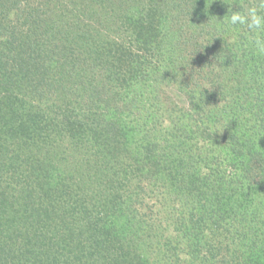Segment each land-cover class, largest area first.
<instances>
[{
  "label": "trees",
  "instance_id": "16d2710c",
  "mask_svg": "<svg viewBox=\"0 0 264 264\" xmlns=\"http://www.w3.org/2000/svg\"><path fill=\"white\" fill-rule=\"evenodd\" d=\"M253 2L0 0V264H264Z\"/></svg>",
  "mask_w": 264,
  "mask_h": 264
},
{
  "label": "clouds",
  "instance_id": "9594fccd",
  "mask_svg": "<svg viewBox=\"0 0 264 264\" xmlns=\"http://www.w3.org/2000/svg\"><path fill=\"white\" fill-rule=\"evenodd\" d=\"M232 5H229L228 14L218 22L230 29L245 30L251 47L258 54L264 55V0L235 4L239 9L236 11H233Z\"/></svg>",
  "mask_w": 264,
  "mask_h": 264
}]
</instances>
